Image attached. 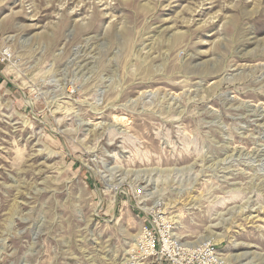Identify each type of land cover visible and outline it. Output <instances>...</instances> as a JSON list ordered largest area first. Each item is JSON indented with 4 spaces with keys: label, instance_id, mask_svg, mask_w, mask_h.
Masks as SVG:
<instances>
[{
    "label": "rangeland",
    "instance_id": "374dc122",
    "mask_svg": "<svg viewBox=\"0 0 264 264\" xmlns=\"http://www.w3.org/2000/svg\"><path fill=\"white\" fill-rule=\"evenodd\" d=\"M157 207L264 264V0H0V264H130Z\"/></svg>",
    "mask_w": 264,
    "mask_h": 264
},
{
    "label": "built area",
    "instance_id": "2783aa9c",
    "mask_svg": "<svg viewBox=\"0 0 264 264\" xmlns=\"http://www.w3.org/2000/svg\"><path fill=\"white\" fill-rule=\"evenodd\" d=\"M157 208L148 214L140 229L130 264L134 258L151 259L154 264H232L212 239L183 242L164 212Z\"/></svg>",
    "mask_w": 264,
    "mask_h": 264
},
{
    "label": "bare ground",
    "instance_id": "6f19581e",
    "mask_svg": "<svg viewBox=\"0 0 264 264\" xmlns=\"http://www.w3.org/2000/svg\"><path fill=\"white\" fill-rule=\"evenodd\" d=\"M92 46V45H91ZM82 67V66H81ZM86 71V70H85ZM232 157V156H231ZM239 158V157H238ZM228 174V173H227ZM140 191V190H139ZM142 192V191H141ZM251 218V217H250ZM248 219H249V216H248ZM253 219V218H251ZM245 255V254H244ZM240 256V255H239ZM227 258L229 259L230 257L227 256ZM245 259V258H244Z\"/></svg>",
    "mask_w": 264,
    "mask_h": 264
}]
</instances>
